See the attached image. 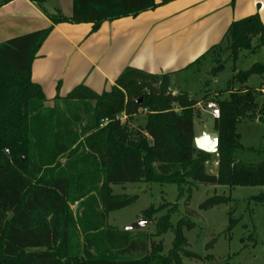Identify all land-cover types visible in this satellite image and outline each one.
Segmentation results:
<instances>
[{"label": "trees", "instance_id": "trees-1", "mask_svg": "<svg viewBox=\"0 0 264 264\" xmlns=\"http://www.w3.org/2000/svg\"><path fill=\"white\" fill-rule=\"evenodd\" d=\"M11 1L0 0V8ZM32 1L52 24L0 42V264H184L183 256L198 257L187 249L184 235V229L195 223L188 216L176 227L170 221L177 204L152 206L142 213L152 223L155 215L168 210L156 220L154 235L173 228L175 239L168 254L163 253L162 241H150L142 229L110 225L111 211L138 199L114 194L112 185L176 183L180 196L185 186L191 192L199 183L264 185V163L246 164L234 156L244 148L238 125L254 119L264 122V101L258 102L264 92L247 85L252 74L264 73V64L234 70L226 89H206L202 99L186 91L173 92L169 73L127 67L110 91L97 93L80 84L67 96L48 100L32 80V64L54 25L91 23L94 32L105 21L136 17L169 0H73L70 16L59 9L49 13L46 0ZM261 47L264 24L255 13L233 21L222 41L193 65L210 56L215 74L224 67L223 52L235 61L241 51ZM234 82L240 86L235 88ZM203 100L216 102L220 109L219 118L210 115L219 135L215 154L197 149L194 141ZM139 109L146 112L144 126L122 122V116L131 119ZM213 157L217 174L206 168ZM230 200L214 195L200 209ZM75 203L76 213L71 208ZM234 224L232 219L231 228Z\"/></svg>", "mask_w": 264, "mask_h": 264}, {"label": "crops", "instance_id": "crops-1", "mask_svg": "<svg viewBox=\"0 0 264 264\" xmlns=\"http://www.w3.org/2000/svg\"><path fill=\"white\" fill-rule=\"evenodd\" d=\"M62 1L52 11L45 8L70 16L73 0L68 9ZM255 13L264 24V0H169L136 17L105 21L94 32L91 23H59L32 64V80L52 100L80 84L97 93L110 91L127 67L172 78L220 43L233 21ZM51 24L34 1L13 0L0 8V42ZM212 167L218 168L217 160Z\"/></svg>", "mask_w": 264, "mask_h": 264}, {"label": "rangeland", "instance_id": "rangeland-1", "mask_svg": "<svg viewBox=\"0 0 264 264\" xmlns=\"http://www.w3.org/2000/svg\"><path fill=\"white\" fill-rule=\"evenodd\" d=\"M57 1L47 0L45 5L51 10ZM70 1H62L65 9H68ZM254 44H257V40H254ZM228 55V52L222 53L224 67L215 74L212 68L216 64L210 56L188 70L175 74L171 78V89L176 92L186 91L192 97L202 99L206 89H210L211 92L226 89L232 80L234 70L240 72L250 69L256 63L264 64V47L256 51L243 50L235 61L229 59ZM247 85L258 90L264 88V73L252 74ZM233 86L237 88L240 83L234 82ZM223 95L227 97V93ZM209 101L203 100L198 105L202 116L195 120L194 128L197 134L206 130L213 131V119L203 109ZM263 101V95H259L258 102ZM58 106L65 110L67 105L58 102ZM145 113L143 109H139L131 119L122 116L121 120L129 122L133 128H139L146 123ZM238 132L244 148L235 151V158L246 164L264 163V122L259 119L243 121L238 125ZM215 160L217 157L209 161L208 173L217 174L218 168L212 167ZM184 188V194L180 196V188L176 183L160 184L143 181L112 185L114 194L137 195L138 199L125 208L111 211L109 224L124 229L141 217H145L142 213L149 207H159L164 203L177 204L178 209L170 217L174 227L185 216L195 223L194 228L184 229V235L188 241L187 249L198 257L183 256L184 264H213L222 261H228L230 264H264V185L229 186L199 183L193 186L191 192L188 187ZM214 195H224L231 200L227 204L201 210L200 205ZM71 208L76 213L78 203L71 205ZM167 211L155 215L154 221L147 223L141 230L151 238L150 241H153V238L155 243L162 241L165 254L173 248L175 239L173 228L160 237L154 235L156 220ZM232 219H235V224L231 228Z\"/></svg>", "mask_w": 264, "mask_h": 264}, {"label": "water", "instance_id": "water-1", "mask_svg": "<svg viewBox=\"0 0 264 264\" xmlns=\"http://www.w3.org/2000/svg\"><path fill=\"white\" fill-rule=\"evenodd\" d=\"M140 101L141 100H139V102ZM194 141H195V145L197 149L199 150H202L210 154H215L218 152L219 135L217 132L204 131L201 135L196 136ZM149 222L150 221L146 217H141L139 220L126 226L124 229L125 230H141Z\"/></svg>", "mask_w": 264, "mask_h": 264}, {"label": "built area", "instance_id": "built-area-1", "mask_svg": "<svg viewBox=\"0 0 264 264\" xmlns=\"http://www.w3.org/2000/svg\"><path fill=\"white\" fill-rule=\"evenodd\" d=\"M203 109L207 113H209L211 116H213L214 118H219V116H220V109H219L217 103L214 101L207 102L204 105Z\"/></svg>", "mask_w": 264, "mask_h": 264}]
</instances>
